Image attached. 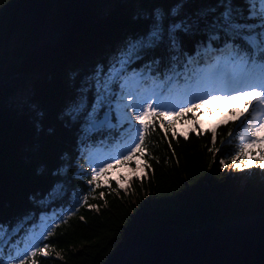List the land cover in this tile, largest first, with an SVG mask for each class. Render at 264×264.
<instances>
[{"label":"trees","instance_id":"obj_1","mask_svg":"<svg viewBox=\"0 0 264 264\" xmlns=\"http://www.w3.org/2000/svg\"><path fill=\"white\" fill-rule=\"evenodd\" d=\"M21 1L0 0V215L13 220L31 207L34 191L63 179L62 174L58 178L54 173L62 154L76 144L75 130L60 118L73 70L87 71L127 31L139 30L144 24L143 18L134 16L133 0H97L76 42L43 65L27 67L29 26L27 22L14 24ZM43 1L46 12L57 20L67 0ZM18 86L27 89L21 101H14ZM229 127L219 124L213 128L215 147L220 149L213 155L209 151L213 129L206 128L197 136L193 127L176 128L189 133L188 139L169 135L165 140L157 125L148 136V156L138 157L141 165L147 160L151 167L144 170L142 181L134 178L125 189L109 178L100 180L101 188L92 192L86 184L90 176L70 179L65 185L67 196L61 194L48 208L55 214L47 224L56 226L46 242L54 251L50 257L40 258L39 264H106L117 248L165 225L183 232L206 222L225 225L238 218L264 215V172L251 168L240 175L230 167L239 148L228 138ZM220 160L228 167L223 168ZM76 172L72 167L67 175L72 178ZM73 191L88 194V203L96 207L75 205ZM100 191L105 193L103 199ZM70 205L71 215L67 211ZM39 216L23 224L21 232H29ZM57 252L60 258H56Z\"/></svg>","mask_w":264,"mask_h":264},{"label":"snow or ice","instance_id":"obj_2","mask_svg":"<svg viewBox=\"0 0 264 264\" xmlns=\"http://www.w3.org/2000/svg\"><path fill=\"white\" fill-rule=\"evenodd\" d=\"M133 3L134 16L143 18V27L127 31L87 71L73 70L72 87L67 89L60 118L75 130L76 144L62 154L54 173L58 178L62 174L63 179L34 191L31 207L15 220L0 215V264H39L40 258L50 257L54 246L46 241L53 236L51 229L56 225L44 223V215L61 194L67 196L65 185L70 179L90 176L86 181L89 190H99L100 177L106 176L109 169L134 164V158L148 156V136L157 125L165 140L169 135L172 139L180 136L188 139L189 133L178 132L175 119L169 116H192L193 132L200 136L203 130L194 117L206 101L254 95V100L246 101L249 113H242L243 119L237 118L239 125L235 131L244 127L246 135L231 160L240 172L251 168L264 172V148L255 164L238 162L248 159L247 150L260 140L257 133L264 127L258 121L253 123L255 117L248 118L264 109V0H133ZM235 131L229 127L228 135H235ZM114 139L122 140L118 143L119 151H92ZM216 141L213 129V147L209 149L213 155L220 151L215 147ZM168 147L172 148L170 140ZM220 164L228 167L224 160ZM72 167L78 171L69 178L67 174ZM150 167L145 160L138 166L139 171L132 172L123 183L117 181V187L125 189L134 178L142 181L144 170ZM72 196L75 205L96 207L88 203V194L81 196L73 191ZM104 196L100 191L99 198ZM67 211L72 214L71 205ZM37 214L41 220L39 232L33 228L23 248L12 255L11 249L20 243L22 225L35 220ZM56 219L60 217L57 215ZM56 258H60L59 252Z\"/></svg>","mask_w":264,"mask_h":264},{"label":"water","instance_id":"obj_3","mask_svg":"<svg viewBox=\"0 0 264 264\" xmlns=\"http://www.w3.org/2000/svg\"><path fill=\"white\" fill-rule=\"evenodd\" d=\"M94 1L67 0L54 20L43 0H23L14 24L30 27L27 67L44 64L77 40ZM106 264H264V215L183 232L165 225L117 248Z\"/></svg>","mask_w":264,"mask_h":264},{"label":"rangeland","instance_id":"obj_4","mask_svg":"<svg viewBox=\"0 0 264 264\" xmlns=\"http://www.w3.org/2000/svg\"><path fill=\"white\" fill-rule=\"evenodd\" d=\"M22 3H23V0L20 3L19 9L21 8ZM94 3H93V5H94ZM45 9H46V7H45ZM46 14H48V13L46 12ZM87 22H88V18L86 20V25H87ZM103 48L105 49V47H103ZM26 89H27V87L18 86L16 88V90L14 91V95H13L14 101L15 100L16 101H21L24 98V96H25ZM207 102H214V101L213 100H210V101H207ZM205 104L206 103L202 104L201 106H204ZM225 115H226V113L224 111H221L220 112V111H215V110H213L209 114L210 118L213 121H216V120L222 118ZM256 121H258L260 124L264 125V113H257L255 123H256ZM257 134H258V136L260 138V141H264V127H262ZM260 143H263V142H260ZM263 147H264V145H263ZM96 151H101V150L100 149H97ZM101 152H103V151H101ZM260 155H261V152H259L258 149L253 148L251 151L249 149L247 151V157H248V159L247 160H243V161H238V162L247 164L249 161H251L253 164H255L260 159ZM229 164H230V167L231 168L235 169L234 166H233V164H232V162L229 163ZM139 165H141V160L140 159L139 160L137 159V160H135V163L134 164L124 165V166H118V167H114V169H109L107 175L106 176L105 175H102L100 178L102 180H104V181L106 179L111 178V179L116 180V182L117 181H120L122 183L123 182V179L125 177H128L132 172L139 171V168H138ZM236 171L240 175L243 173V172H240L238 170H236Z\"/></svg>","mask_w":264,"mask_h":264},{"label":"bare ground","instance_id":"obj_5","mask_svg":"<svg viewBox=\"0 0 264 264\" xmlns=\"http://www.w3.org/2000/svg\"><path fill=\"white\" fill-rule=\"evenodd\" d=\"M51 216H53V215H51Z\"/></svg>","mask_w":264,"mask_h":264}]
</instances>
